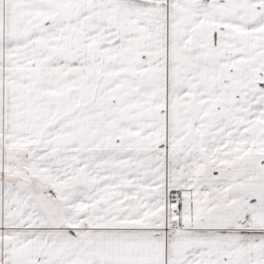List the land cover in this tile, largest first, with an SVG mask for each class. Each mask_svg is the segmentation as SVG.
<instances>
[{
  "label": "snow or ice",
  "instance_id": "6c2138e0",
  "mask_svg": "<svg viewBox=\"0 0 264 264\" xmlns=\"http://www.w3.org/2000/svg\"><path fill=\"white\" fill-rule=\"evenodd\" d=\"M0 264H264V0H0Z\"/></svg>",
  "mask_w": 264,
  "mask_h": 264
}]
</instances>
